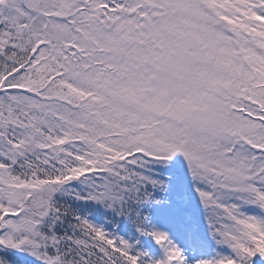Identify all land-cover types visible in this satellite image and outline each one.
<instances>
[{"label": "snow or ice", "instance_id": "obj_1", "mask_svg": "<svg viewBox=\"0 0 264 264\" xmlns=\"http://www.w3.org/2000/svg\"><path fill=\"white\" fill-rule=\"evenodd\" d=\"M0 264H264V0H0Z\"/></svg>", "mask_w": 264, "mask_h": 264}]
</instances>
